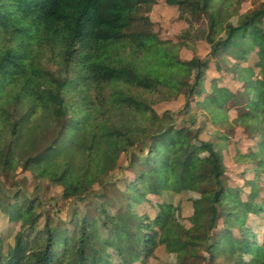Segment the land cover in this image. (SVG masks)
Returning a JSON list of instances; mask_svg holds the SVG:
<instances>
[{
  "label": "trees",
  "instance_id": "16d2710c",
  "mask_svg": "<svg viewBox=\"0 0 264 264\" xmlns=\"http://www.w3.org/2000/svg\"><path fill=\"white\" fill-rule=\"evenodd\" d=\"M201 1L167 0L189 18L163 41L156 0H0V264H264V198L244 192L263 168L264 3L233 22L243 0ZM200 41L210 55L184 58ZM181 97V123L152 111ZM231 113L257 138L240 187L216 150L228 134L201 137ZM191 193L209 197L191 200L193 230L167 227Z\"/></svg>",
  "mask_w": 264,
  "mask_h": 264
},
{
  "label": "rangeland",
  "instance_id": "374dc122",
  "mask_svg": "<svg viewBox=\"0 0 264 264\" xmlns=\"http://www.w3.org/2000/svg\"><path fill=\"white\" fill-rule=\"evenodd\" d=\"M262 2L264 3V0H243L242 6L240 8V11L237 13V15H234L233 17V22L237 21L238 19H240L241 17H243L244 15L250 13L251 11L254 10V5L257 2ZM259 2V3H260ZM146 16H148L151 20L152 23H154L156 25V28L158 30V35L160 40L163 41H175L176 37L185 29L186 27V20L189 18V16L187 15V10L185 8L182 7H175V6H170L167 4V0H156V4L151 8L150 12H148L146 14ZM3 36L0 35V44H1V40H2ZM42 54H41V58L42 55L43 57H45L46 55H49L50 52L48 49L43 48L42 49ZM193 52L187 51L185 52V56L184 58L186 59H193V58H199L201 61L203 59H205L208 55H210L211 50L210 48L205 44V42H198L197 43V53L193 54ZM254 65V63H253ZM252 65V66H253ZM214 68L213 65L210 67L209 72L207 74L208 79H212L214 77H217V73H214ZM257 86L261 87V81L260 79L257 80ZM232 80L231 78H227L225 79L224 84L225 85H229L233 90H240L242 91L244 94L247 93V88L246 89H242L243 85H240L238 87V85H233L232 84ZM204 87H206V83H204ZM238 87V88H237ZM237 88V89H236ZM186 105V98L185 97H181L180 99L176 100V101H167V102H163L157 106H155L153 108V112L158 114V115H162L164 112L166 111H171L174 113V119L177 123H181V119L182 116L179 114V112L185 107ZM234 116L233 113H231L229 116H227V118H224L221 120V122L219 123H212L209 122L204 134H202V140L207 141L210 138V133H221V134H228V136L230 137L231 140H238L240 141V145L237 147L236 145H234L232 142L228 141L225 144L219 146L217 148V152L220 154V156H222L225 160V163L227 164V171L228 174L226 175V180L228 182L229 185L231 186H242L244 185V182L242 181V179L240 178V172L241 170H239L240 163H237V159L239 156H244L245 153H248V151H251L253 149L256 148V143L255 141L257 140V138L255 136H251L249 134L250 133V127L246 124H236L235 120L230 118L231 116ZM153 117V114L150 112H144L142 113L140 119L138 120V125L136 127V139L138 137V133L140 130V126L144 123H146L149 119H151ZM219 134V135H221ZM253 134V133H252ZM260 141L263 143L264 142V135L261 134V136L259 137ZM137 148L138 149H142V147H140L141 145H139L138 141L136 142ZM247 151V152H245ZM124 163L126 161V157H124ZM248 160V159H245ZM257 158L254 159L255 161V165H250L249 162L247 163L246 167H258V164L256 163ZM260 162L263 166V168L261 170L255 171V178L256 179H250L247 175H244L245 180L247 181V185H248V189H245V196L246 194H248L250 197H252L255 201H258V199H262L261 196L264 198V155L260 156ZM242 166H244V163H242ZM240 169H242V167H240ZM29 177L28 173H23L20 175L19 180L20 183L22 184L23 188L26 189V184H27V178ZM131 175L129 176V179H131ZM261 179V180H260ZM260 181L262 184H260ZM121 188L123 189V187L121 186ZM5 189L7 190V186L5 185ZM110 187H107L106 193L109 195L111 194V190H109ZM9 191V190H8ZM41 194L43 196V199L45 198V193L42 191V193H37L35 195ZM244 196V198H245ZM194 198H202V199H208V197L206 195H195V194H191L189 196V200L185 201L182 204V216L181 219H183V221H180V219L177 216V212L174 214V217L172 220L169 221V223L167 224V227H171V225L173 224H178L180 230L182 231V233H185L189 230H193L192 225H190L188 219L189 217L192 216L193 214V207H192V203L190 202V200L194 199ZM154 201L155 200L154 198ZM157 203V213L158 215H164L166 212L165 210H163L161 207H159L160 202H156ZM138 211L141 213H144L145 211H147L149 213L150 218L154 219L155 216V212L152 210V208H147L146 206H139L138 207ZM65 214L63 213L62 217H64ZM17 220H15L12 223V227H14V225H18L17 224ZM1 223V222H0ZM156 223H158L156 225V229H160L161 228V223L159 220L156 221ZM18 230V229H16ZM6 238L3 237L2 241L5 242ZM157 258H153L151 257L148 262L149 264H159L158 260H165L164 262L166 263H173L174 262V257L171 256L169 259L167 258V255L163 254L162 252H156ZM163 262V263H164Z\"/></svg>",
  "mask_w": 264,
  "mask_h": 264
},
{
  "label": "crops",
  "instance_id": "0c3cea01",
  "mask_svg": "<svg viewBox=\"0 0 264 264\" xmlns=\"http://www.w3.org/2000/svg\"><path fill=\"white\" fill-rule=\"evenodd\" d=\"M260 81H261V80H260ZM257 82H258V81H257ZM259 88H260V87H259ZM224 118H227V117H220V118H218L219 122H221V120L224 119ZM230 118H232V119L235 120V119H236V118H235V114H234V116L232 115ZM241 121H242V120H241ZM235 122H236V121H235ZM240 123H241V122H240ZM238 125H239V124H238ZM209 139H210V138H209ZM207 141H208V140H207ZM235 141H236V140H234V139H233V140H230V142H232L233 144H234ZM237 141H238V140H237ZM234 145H235V144H234ZM217 148H218V147H217ZM217 148H216V150H217ZM246 152H247V151H246ZM204 156L207 157V154H204ZM242 156H243V155H242ZM223 159H224V158H223ZM224 162H225V160H224ZM225 165L227 166L226 163H225ZM238 165H240V167H242V169H240V167H239V170H244V169H245V166H247V163H244V166H242V163H240V164H238ZM191 194H192V193H191ZM191 194H189L188 197L186 198L187 201L189 200V196H190ZM195 195H196V194H195ZM198 196H200V195H198ZM207 197H208V196H207ZM208 199H209V197H208ZM208 199H207V200H208ZM186 200H185V201H186ZM185 201H184V202H185ZM184 202H183V203H184ZM190 202H191V200H190ZM191 203H192V202H191Z\"/></svg>",
  "mask_w": 264,
  "mask_h": 264
},
{
  "label": "water",
  "instance_id": "95a60500",
  "mask_svg": "<svg viewBox=\"0 0 264 264\" xmlns=\"http://www.w3.org/2000/svg\"><path fill=\"white\" fill-rule=\"evenodd\" d=\"M201 2L203 3V0Z\"/></svg>",
  "mask_w": 264,
  "mask_h": 264
}]
</instances>
